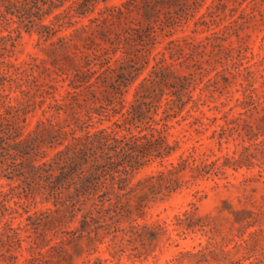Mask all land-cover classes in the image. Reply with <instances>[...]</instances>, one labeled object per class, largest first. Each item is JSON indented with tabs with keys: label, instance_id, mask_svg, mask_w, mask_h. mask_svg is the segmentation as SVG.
I'll list each match as a JSON object with an SVG mask.
<instances>
[{
	"label": "rangeland",
	"instance_id": "rangeland-1",
	"mask_svg": "<svg viewBox=\"0 0 264 264\" xmlns=\"http://www.w3.org/2000/svg\"><path fill=\"white\" fill-rule=\"evenodd\" d=\"M69 3L19 35L17 16L0 18V232L23 227L20 244L0 236V264H264V0H98L61 26ZM128 25L152 27L129 39ZM164 122L161 155L142 150L122 189L107 175L73 209L4 170L52 162L73 136ZM85 214L91 234L64 232Z\"/></svg>",
	"mask_w": 264,
	"mask_h": 264
},
{
	"label": "trees",
	"instance_id": "trees-1",
	"mask_svg": "<svg viewBox=\"0 0 264 264\" xmlns=\"http://www.w3.org/2000/svg\"><path fill=\"white\" fill-rule=\"evenodd\" d=\"M68 0H0V18H6L7 15H15L18 17L17 26L13 29L18 35L20 34V29L25 28L30 30L37 24V21H41L45 15L52 13L53 9L60 7L65 4ZM70 3L65 7L62 12L54 15V18L58 22H61L62 26L66 20L68 23L70 19L75 15H84L98 0H69ZM145 7L149 9H155V7L162 0H145ZM154 3V4H153ZM123 15L124 11L121 8L110 10V15L114 13ZM13 20L12 17H10ZM100 18L91 19L92 23H95ZM104 22L108 21V17L104 16L102 18ZM152 26L148 25L146 28L134 27L128 25L124 28V34H127L129 39L141 38L142 33L146 31L145 29H150ZM39 32L44 36V32L47 34L54 33L55 30L52 26L47 24H39ZM11 32V31H10ZM10 39L12 36H8ZM121 33H116L114 37H109L111 44H117L120 40ZM3 36L1 39H5ZM64 38H60L63 41ZM117 42V43H116ZM109 53V49L105 48L103 53L100 55L94 54L95 57L105 56ZM109 60V58L107 59ZM78 75V74H76ZM93 83H89L88 87H91ZM76 92V91H73ZM68 91V93H73ZM130 114L131 111H128ZM167 124L164 122L162 126L150 127L155 132H151L149 135H143L141 137L132 136L130 138H117L111 134H107L106 130L103 129L99 132L93 134H86L84 136H73L74 143L67 146L66 150L59 151L52 162H42L38 165H33L32 169H4L10 170V173L17 172V175L23 176V183L26 184L25 190H29L34 193L39 188L35 183L36 176L40 177L42 181L45 182L41 187L48 191L47 196L54 199L55 205L61 204L68 208H74L75 202L79 201L81 195L91 194L93 191L98 189L101 184L105 186V181L102 178H106L107 175L110 176L111 181L116 183L122 189L123 184L127 181V175L131 174L138 166L141 165V159L143 155L139 152L142 150H148L151 145L158 144V154H162V147L165 140L162 136L164 127ZM4 130H0V134ZM9 133V132H7ZM6 133V134H7ZM126 139V140H125ZM5 138L0 136V148L4 149L3 143ZM30 139L16 142L14 149H22V147H27ZM141 141V142H139ZM166 148H169L168 146ZM165 149V148H164ZM24 150V149H23ZM138 154H135V153ZM127 162H123L127 159ZM89 165L87 169L84 168L85 165ZM22 168L25 164L20 163ZM122 166V168H120ZM10 167H16L13 163L9 165ZM169 173H173L172 170ZM118 175V176H117ZM13 176V175H12ZM77 177V179H76ZM160 179L166 178L164 174L158 176ZM75 185V191H70L64 195L63 189H68ZM108 192L104 191L101 196L107 195ZM0 206L3 204L0 202ZM54 211L58 212L59 208ZM88 214H91L89 212ZM43 215V214H41ZM50 217L49 214L45 216H40L32 220V216H28L27 220L32 221L31 224H37L43 218ZM88 215L85 214L81 220V227H76L72 230H64V232L72 237H81L83 233L91 234L92 229H87L89 225L87 221ZM27 223L25 227L29 226ZM30 224V225H31ZM23 227L20 225L13 227L7 222L2 226V231L0 232L1 239L5 238L6 241H15L21 243L22 239L20 237L19 230Z\"/></svg>",
	"mask_w": 264,
	"mask_h": 264
}]
</instances>
